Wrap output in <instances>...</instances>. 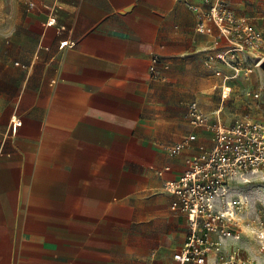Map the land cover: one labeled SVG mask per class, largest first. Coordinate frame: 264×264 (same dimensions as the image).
<instances>
[{"label":"crops","instance_id":"0c3cea01","mask_svg":"<svg viewBox=\"0 0 264 264\" xmlns=\"http://www.w3.org/2000/svg\"><path fill=\"white\" fill-rule=\"evenodd\" d=\"M19 1L0 23V264H175L187 216L163 186L197 150L166 147L193 132L192 101L224 104L228 123L248 104L193 99L220 97L216 45L187 6L213 0ZM225 1L264 37V0Z\"/></svg>","mask_w":264,"mask_h":264},{"label":"built area","instance_id":"2783aa9c","mask_svg":"<svg viewBox=\"0 0 264 264\" xmlns=\"http://www.w3.org/2000/svg\"><path fill=\"white\" fill-rule=\"evenodd\" d=\"M197 17L196 32L213 39L216 49L208 60L220 65L215 69L219 83L215 90L223 101L260 100L254 75L264 64V37L246 17L240 16L225 0L211 1L203 10L187 3ZM28 12L41 8L54 12L50 5L30 2ZM57 26L52 16L43 23ZM60 31H62L60 29ZM74 43L64 41L60 48ZM159 59H153L151 73L159 76ZM250 104L249 101H247ZM193 132L166 147L172 156L195 151L186 160L180 178L167 181L163 189L174 196L171 208L187 216L188 232L181 249L173 255L175 264H255L245 256L242 238L252 233L249 203L240 195L238 184H248L254 177H264V120L236 116L226 122V106L205 109L192 101L186 114ZM22 119L12 117L11 129L16 134ZM203 129L210 146L195 147V131ZM170 168H166L169 171ZM164 171L159 172L163 176ZM246 221V222H245ZM253 235V234H252ZM251 239V235L248 237Z\"/></svg>","mask_w":264,"mask_h":264},{"label":"rangeland","instance_id":"374dc122","mask_svg":"<svg viewBox=\"0 0 264 264\" xmlns=\"http://www.w3.org/2000/svg\"><path fill=\"white\" fill-rule=\"evenodd\" d=\"M10 6L19 7L24 6V4L19 0H0V23H3V19L8 16L7 11ZM255 79L262 91L261 99L246 100L250 104L240 102L235 104L234 109L228 111V113L231 112L228 116L231 119H234L236 115H249L254 120H264V65L257 69ZM193 99H202L206 102L213 101L214 104H219L221 98L217 95L200 93ZM238 189L240 195L249 203V220L252 219L254 222L251 227L252 233L247 232L242 238V247L246 250L245 256L253 259L255 264H264V177H254L246 185L238 184ZM250 235L252 240L248 239Z\"/></svg>","mask_w":264,"mask_h":264},{"label":"water","instance_id":"95a60500","mask_svg":"<svg viewBox=\"0 0 264 264\" xmlns=\"http://www.w3.org/2000/svg\"><path fill=\"white\" fill-rule=\"evenodd\" d=\"M263 65H264V64H263ZM263 65H262V66H263Z\"/></svg>","mask_w":264,"mask_h":264}]
</instances>
